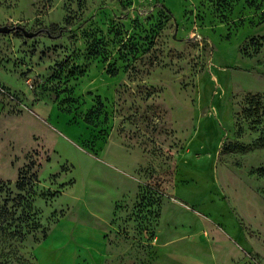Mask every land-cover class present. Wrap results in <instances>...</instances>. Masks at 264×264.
<instances>
[{"label": "rangeland", "instance_id": "374dc122", "mask_svg": "<svg viewBox=\"0 0 264 264\" xmlns=\"http://www.w3.org/2000/svg\"><path fill=\"white\" fill-rule=\"evenodd\" d=\"M0 24L35 32L0 33L29 264H97L99 216L100 264H264V0H0Z\"/></svg>", "mask_w": 264, "mask_h": 264}, {"label": "trees", "instance_id": "16d2710c", "mask_svg": "<svg viewBox=\"0 0 264 264\" xmlns=\"http://www.w3.org/2000/svg\"><path fill=\"white\" fill-rule=\"evenodd\" d=\"M61 30L62 29L60 28L56 35H59ZM44 31L49 32L47 28H44ZM84 119L86 121L89 120L87 117ZM30 167L31 164H28L26 165V169H20L18 178L15 182L16 189L20 191L25 190L27 186L32 184V180L38 182L37 174L35 172H32L29 175V180L25 178ZM0 184H3V181H0ZM0 191H2V188H0ZM33 199L34 198L31 200L30 198H26L25 196H22V194H19V196L16 197V202L14 204L15 208H11V210L9 209L6 201L3 202V204H0V258L2 259L0 264H29L26 257L19 254L18 250L12 247L13 242L11 243V240L14 241V243H16L18 239L22 242L24 241V233L27 235L30 231L40 227V224L35 217L37 212ZM26 208L31 210V216L26 214ZM46 235L47 233L43 232L41 239L45 238ZM29 257L33 260V263L31 264H35V258L32 257V254H30Z\"/></svg>", "mask_w": 264, "mask_h": 264}, {"label": "crops", "instance_id": "0c3cea01", "mask_svg": "<svg viewBox=\"0 0 264 264\" xmlns=\"http://www.w3.org/2000/svg\"><path fill=\"white\" fill-rule=\"evenodd\" d=\"M97 217V219H98V216H96ZM99 218H100V225L99 224H97V223H95L96 224V226H94V227H91L90 228V234L92 235V236H95L96 237V241H97V244L100 246V253L97 255L98 256V259H99V261L97 262V264H100L101 263V258H102V256H103V252H104V239H103V236H102V234L104 233V228H103V218H102V216H99ZM68 223H70V221L66 218V216L64 215V216H62L58 221H57V223H56V226L55 227H57V226H65V225H67ZM54 229V228H53ZM53 229H52V231H53ZM52 231H50V233L52 232ZM49 233V234H50ZM58 233V232H57ZM58 235L59 236H61L60 235V232L58 233ZM57 248H61V247H56V249Z\"/></svg>", "mask_w": 264, "mask_h": 264}, {"label": "water", "instance_id": "95a60500", "mask_svg": "<svg viewBox=\"0 0 264 264\" xmlns=\"http://www.w3.org/2000/svg\"><path fill=\"white\" fill-rule=\"evenodd\" d=\"M17 29L21 30L22 33L26 36H32L35 33V32H30V31L26 30V28L23 27L22 25L17 24V25L9 26L7 24H0V33H8L12 30H17Z\"/></svg>", "mask_w": 264, "mask_h": 264}]
</instances>
